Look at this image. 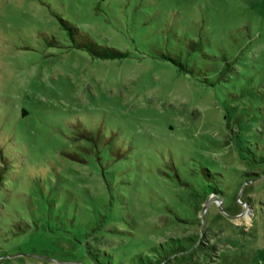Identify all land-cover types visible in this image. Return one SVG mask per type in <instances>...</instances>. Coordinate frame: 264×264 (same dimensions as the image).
Returning <instances> with one entry per match:
<instances>
[{
  "label": "rangeland",
  "instance_id": "obj_1",
  "mask_svg": "<svg viewBox=\"0 0 264 264\" xmlns=\"http://www.w3.org/2000/svg\"><path fill=\"white\" fill-rule=\"evenodd\" d=\"M59 17L130 56L93 58ZM190 38L210 41L213 58L199 57L200 69L226 58L245 63L251 81L210 87L162 58L185 55ZM252 81L263 93L264 0H0V125L26 164L0 208V264H90L87 242L123 264H264V177L250 175L256 166L238 137L264 143V124L235 127L246 107L261 108L264 122V95L231 102L221 93ZM97 147L106 161L123 153L114 167L129 181L112 193L124 191L128 222L96 223L110 198L84 150ZM51 164L75 209L60 198L50 207L56 194L31 177ZM208 184L221 194L201 203L191 185Z\"/></svg>",
  "mask_w": 264,
  "mask_h": 264
},
{
  "label": "trees",
  "instance_id": "obj_2",
  "mask_svg": "<svg viewBox=\"0 0 264 264\" xmlns=\"http://www.w3.org/2000/svg\"><path fill=\"white\" fill-rule=\"evenodd\" d=\"M59 24L62 29L65 30L67 37L69 40L73 43V46L79 49H83L87 51L93 58H99V59H120V58H126L130 56V53L128 51H121L115 47L107 46V45H99L97 44L88 34L84 33L83 31L79 30L77 26H75L72 22L63 19L59 17ZM76 37L79 38L78 42L76 41ZM201 39V38H200ZM206 41L200 42L199 39H188L187 44V52L185 55L183 52H179V54L176 57L167 58L164 54L162 55V58L164 60H168L175 64L178 67V70L190 75L191 77H194L198 82H202L210 87H215L214 83L222 82L225 84V82H228L229 80H235L237 79L241 84H243V81L249 80L250 77L247 76L246 70L244 67L246 66L245 63H241L239 65L240 68L234 66L233 61H230L226 58H224V61L220 67L213 66L205 69H200L198 63L199 57H208V54L206 53V48L204 45L206 44ZM208 45H210V41H207ZM238 57V56H237ZM236 57V58H237ZM210 57H208L209 59ZM213 58V57H211ZM210 58V59H211ZM215 59V57H214ZM206 71H210V73H206ZM214 79V80H213ZM251 81V80H249ZM223 84V85H224ZM261 83H255L252 81L250 88L241 86L240 92L234 91L231 89L232 86L227 87L226 91L222 90V94L224 93L227 97V100L231 102H241L246 97H250L253 100L255 98H260V96H263L264 92L261 93L260 87ZM222 85V84H221ZM222 85V86H223ZM235 87V86H234ZM248 90V91H247ZM251 90V91H250ZM251 95V96H250ZM251 102V101H250ZM262 109L259 107H246L242 113L237 114V121L235 122V127L237 126V133L241 134L242 129L248 128H255V130H258V126H261L264 124L263 121L258 120V114L256 112L261 113ZM25 113L24 111L22 112ZM257 120V122H256ZM3 125V126H2ZM2 128L0 129V208L4 206L5 202L8 200L9 196V190L10 188H13V191H15L16 183L20 181L21 175L20 173L24 171L25 169V159L24 155L18 150L16 147L17 142L15 141V137L12 131H8L4 133L6 124H1ZM7 128V127H6ZM244 135V134H243ZM238 136L240 143L245 144L246 146H242V148L248 152L249 155H251V161L253 165L256 166V170H254L250 175L253 177L259 178L260 176L264 177V143H258L257 141L252 143L251 140H249L248 134L245 136ZM254 144V145H253ZM249 146V147H248ZM106 148V147H104ZM104 148L97 147L96 150L93 151V149L90 148H84L86 152H91L94 154V159L99 163L100 166V172L101 176L104 179L105 185L107 189L110 192V198L108 202L105 204V211L103 213L99 214V220L98 224H102L104 222H111L115 224V221L120 222H128L127 218L128 215L124 212V209L122 207V200L125 199L124 196L125 193L123 190H120V194H114L112 193L113 187L116 185H122L126 184L127 181L125 178L121 175L118 176V170L114 167L115 162H119L121 158L123 157V153L118 151L115 158H109L108 161L105 160V153ZM106 152V150H105ZM104 153V154H103ZM68 157H70L73 160H81L78 158V156L74 153H67ZM46 171L44 174H36L33 176H41L43 184L40 185L39 190L42 191H48L49 193H55V197L52 203H50V207H55L59 205V201H57V198L61 199L60 205H64L67 210H70L69 206L67 205V202H71L73 204V208L76 207L75 198L72 194L68 192L67 189H65L61 185V180L63 179L57 172V168L51 164V167L48 168L44 167ZM201 172V180L205 179H211L212 173L209 171V169L205 167L200 168ZM208 186V187H207ZM193 194L196 195L197 199L203 203L208 197H218L220 196V190L216 185H204L202 186V192L199 190H196L194 186H192ZM64 189V196H60L61 192L59 190ZM59 192V193H58ZM192 194V195H193ZM122 198H121V197ZM121 199V202L118 199ZM117 199L119 201L120 206L116 207L115 212L114 207L115 204H113L114 200ZM112 206V207H111ZM60 210H63L60 208ZM68 213H65L64 216L69 219L70 215H67ZM0 215L1 211H0ZM83 215V214H82ZM1 217V216H0ZM1 224V223H0ZM114 233L119 234H125L126 231L118 230L117 228L111 230ZM85 250H86V256L90 262V264H123L121 261V257L118 258L117 256H114L110 254L108 251L101 249L99 247H93L89 242L85 244ZM164 259H156L155 261L151 260L152 264H164ZM163 262V263H162Z\"/></svg>",
  "mask_w": 264,
  "mask_h": 264
}]
</instances>
